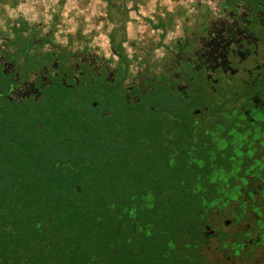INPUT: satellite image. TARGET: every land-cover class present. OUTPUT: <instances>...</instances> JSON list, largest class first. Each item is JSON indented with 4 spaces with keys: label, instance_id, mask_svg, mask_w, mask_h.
Returning <instances> with one entry per match:
<instances>
[{
    "label": "flooded vegetation",
    "instance_id": "obj_1",
    "mask_svg": "<svg viewBox=\"0 0 264 264\" xmlns=\"http://www.w3.org/2000/svg\"><path fill=\"white\" fill-rule=\"evenodd\" d=\"M192 24L132 83L119 67L95 71L127 98V161L149 171L134 194L103 181L94 239L77 226L74 198L40 197L35 220L0 229V264H264V0H225ZM8 73L18 100L41 97L48 84L36 77L19 94ZM91 74L83 79L94 82Z\"/></svg>",
    "mask_w": 264,
    "mask_h": 264
},
{
    "label": "trees",
    "instance_id": "obj_2",
    "mask_svg": "<svg viewBox=\"0 0 264 264\" xmlns=\"http://www.w3.org/2000/svg\"><path fill=\"white\" fill-rule=\"evenodd\" d=\"M34 44L22 49L25 67ZM17 83L14 73L0 71V229L35 220L39 198L57 195L74 198L68 205L75 206L78 228L99 237L103 181L119 182L132 196L141 174H149L127 161L134 138L132 121L120 125L127 98L100 82L82 79L69 87L53 77L41 97L18 100L12 96Z\"/></svg>",
    "mask_w": 264,
    "mask_h": 264
},
{
    "label": "rangeland",
    "instance_id": "obj_3",
    "mask_svg": "<svg viewBox=\"0 0 264 264\" xmlns=\"http://www.w3.org/2000/svg\"><path fill=\"white\" fill-rule=\"evenodd\" d=\"M224 4L225 0H0V71L17 73L19 94L36 77L44 76L50 83L58 73L67 74L69 84L75 78L79 83L87 71L100 82L95 71L101 67L121 68L126 84L132 83L134 77L155 69V63L160 66L176 42L191 33L198 15L206 18ZM30 42L35 44L27 68L22 49Z\"/></svg>",
    "mask_w": 264,
    "mask_h": 264
}]
</instances>
